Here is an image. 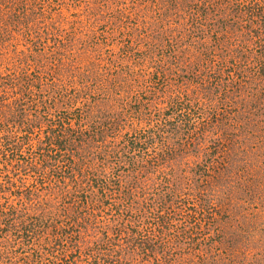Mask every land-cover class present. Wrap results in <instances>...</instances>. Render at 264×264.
I'll use <instances>...</instances> for the list:
<instances>
[{
    "label": "rangeland",
    "instance_id": "1",
    "mask_svg": "<svg viewBox=\"0 0 264 264\" xmlns=\"http://www.w3.org/2000/svg\"><path fill=\"white\" fill-rule=\"evenodd\" d=\"M0 264H264V0H0Z\"/></svg>",
    "mask_w": 264,
    "mask_h": 264
}]
</instances>
